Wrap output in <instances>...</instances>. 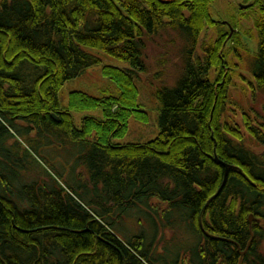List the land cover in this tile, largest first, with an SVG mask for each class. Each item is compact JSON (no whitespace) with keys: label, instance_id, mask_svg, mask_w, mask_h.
<instances>
[{"label":"trees","instance_id":"obj_1","mask_svg":"<svg viewBox=\"0 0 264 264\" xmlns=\"http://www.w3.org/2000/svg\"><path fill=\"white\" fill-rule=\"evenodd\" d=\"M214 1L0 0V264H264V0L250 4L262 16L247 103L229 57L249 32L215 19ZM168 29L184 47L181 75L154 92L160 132L115 143L150 120L145 50ZM101 64L116 91L64 104V85ZM91 110L102 118L77 125Z\"/></svg>","mask_w":264,"mask_h":264},{"label":"rangeland","instance_id":"obj_2","mask_svg":"<svg viewBox=\"0 0 264 264\" xmlns=\"http://www.w3.org/2000/svg\"><path fill=\"white\" fill-rule=\"evenodd\" d=\"M253 0H215L211 5L212 16L217 20L227 19L232 23L238 22L241 30L249 32V39L244 37L241 54L242 58L231 55L230 71L232 73L231 89L236 101L247 103L249 96H251V89L249 81L253 82L252 75L249 72L250 60L253 54L256 53L258 44V34L255 28V22L262 16V12L257 7L250 6ZM244 8V11L241 9ZM251 30V31H249ZM216 27L208 28L203 37L207 40L214 39L217 36ZM184 47V40L178 33L171 29L164 30L159 35H154L147 41L145 50V57L148 65V71L141 73L140 78V97L139 103L141 107L147 108L150 111V120L142 122L136 118H132L129 122V129L125 137L114 139L115 143H144L158 136L160 126L158 122V99L154 96V92L161 85L172 86L175 84L177 78L181 75L182 63V49ZM199 55H202L201 47L197 50ZM250 56V57H249ZM107 63L117 66H129V63L117 58H107L103 56ZM99 66H94L89 69L88 73L80 78L68 81L62 88V95L64 104L67 102L68 94L74 90H83L88 93L102 96L112 94L116 91V85L109 79L103 76ZM218 70H212L211 78L217 80ZM258 103L254 102V106L261 110L263 104L261 103V95H257ZM235 106V105H232ZM236 115L239 123H242L241 112H231ZM75 121L77 125H81L85 115H94L102 118L101 110H91L85 112H74ZM21 123V122H20ZM54 150L60 151V148L54 145ZM54 155L56 153H53ZM70 157V154L68 155ZM56 162L60 158H54ZM130 225V224H129ZM134 226V224L132 225Z\"/></svg>","mask_w":264,"mask_h":264},{"label":"water","instance_id":"obj_3","mask_svg":"<svg viewBox=\"0 0 264 264\" xmlns=\"http://www.w3.org/2000/svg\"><path fill=\"white\" fill-rule=\"evenodd\" d=\"M226 166H227V165H226ZM226 180H227V171H226V174H225V178H224L223 184L221 185V187H220V189H219L218 192H220V191L222 190V188L224 187V185H225V183H226ZM253 219H254V218H253V216L251 215V218H250L251 223H252ZM244 252H245V251H242L241 253L244 254Z\"/></svg>","mask_w":264,"mask_h":264}]
</instances>
